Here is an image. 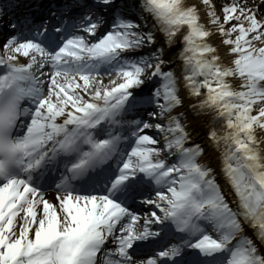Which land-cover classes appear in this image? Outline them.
I'll return each instance as SVG.
<instances>
[{"label": "snow or ice", "instance_id": "1", "mask_svg": "<svg viewBox=\"0 0 264 264\" xmlns=\"http://www.w3.org/2000/svg\"><path fill=\"white\" fill-rule=\"evenodd\" d=\"M0 264H264V0H0Z\"/></svg>", "mask_w": 264, "mask_h": 264}, {"label": "bare ground", "instance_id": "2", "mask_svg": "<svg viewBox=\"0 0 264 264\" xmlns=\"http://www.w3.org/2000/svg\"><path fill=\"white\" fill-rule=\"evenodd\" d=\"M5 2H7V0H4ZM206 131V129H201V136L203 137V135H204V132ZM208 151H211V150H208Z\"/></svg>", "mask_w": 264, "mask_h": 264}]
</instances>
